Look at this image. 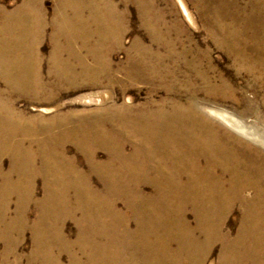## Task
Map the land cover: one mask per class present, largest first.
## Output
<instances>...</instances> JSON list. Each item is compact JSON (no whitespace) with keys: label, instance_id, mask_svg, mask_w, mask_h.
Instances as JSON below:
<instances>
[{"label":"bare ground","instance_id":"bare-ground-1","mask_svg":"<svg viewBox=\"0 0 264 264\" xmlns=\"http://www.w3.org/2000/svg\"><path fill=\"white\" fill-rule=\"evenodd\" d=\"M101 1H63L53 19L56 28L50 34L51 51L46 58L40 51L47 35L46 14H32L25 5L4 14L0 79L8 84L9 92L56 100L62 90L99 86L102 80L113 86L120 72L127 79L154 85L159 81L168 96L149 98L143 105L126 104L121 111L102 108L42 121L18 111L15 99L4 101L0 92V237L8 243L6 259L16 250L11 249L14 234L21 237L24 233L36 181L42 178L45 195L31 222L34 245L29 264H62L63 252L71 254L69 264H204L218 243L219 264H264V130L240 119L254 117L264 123V99L252 107L242 95L248 106L237 113L238 118L209 106L210 101L240 100L227 79L222 77L216 84L193 62L188 65L198 71L192 75L163 67L161 47L181 58L188 51L175 50L171 35L179 37L180 32L167 24L165 11L153 0L123 2L137 4L143 26L159 47L146 46L138 39L129 64L114 69L110 46L120 43L126 13L114 0ZM215 3L207 5L213 42L233 57L238 71L248 72L261 84L254 90L255 97L264 98V0H251L246 6L236 0ZM68 6H72L69 14ZM181 7L192 22L187 6L181 2ZM87 56L94 65L87 62ZM44 60L50 64L51 82L43 80ZM127 141L132 142L130 151ZM69 143L86 155V170L77 165V155L69 154ZM101 149L109 156L105 162L97 158ZM4 156L11 159L7 170L2 167ZM92 175L102 180L105 192L91 186ZM118 176L132 179V191L123 193L112 186L123 184L113 182ZM145 184L155 193H145ZM122 195L132 209L134 229L115 212L116 198ZM13 196L17 211L10 219ZM77 212L82 227L72 242L63 231L64 219L74 218ZM75 247L86 254L85 261L73 253ZM20 261L17 257L16 262Z\"/></svg>","mask_w":264,"mask_h":264},{"label":"rangeland","instance_id":"rangeland-1","mask_svg":"<svg viewBox=\"0 0 264 264\" xmlns=\"http://www.w3.org/2000/svg\"><path fill=\"white\" fill-rule=\"evenodd\" d=\"M64 0H0V25L2 24L4 14H10L16 11H19L20 6L25 5L32 14H46L47 18V35L40 45V51L42 55L46 58L51 51V41L50 34L55 30L56 25L53 22V19L59 14L61 10V5ZM100 3L101 0H98ZM160 10L165 11V20L168 25L174 28L175 32H180L179 37L176 33L171 35V38H174L175 50L180 53L182 50L188 51L185 54V58H181L172 54H169L166 49L161 47L159 53V60L164 64L163 67H167L169 70L176 71L178 68L186 74H191L193 70H197L194 66L188 65L189 62H193L198 65L200 69L206 70V75L209 80H212L214 83L219 84L220 78L224 77L231 84L232 89H236L235 98H239V101H233L234 99H229L224 102L212 103L209 102L210 107L218 108L222 111L231 114H237L244 109L248 104L243 101L242 95L246 96L251 101V106L254 107L256 104H260L263 101L262 96L255 97V88L259 87L261 84L256 82L255 79L244 70L238 71L237 63L234 62L233 57L228 54L210 35V18L207 14L210 12L207 10V5L215 6L216 0H210L206 2L207 5L202 0H153ZM208 1V0H207ZM222 1V0H221ZM230 0H226L228 2ZM238 1L239 6L250 5L251 0H236ZM114 2L119 5L118 9L126 13V20L124 23L125 31L119 41V44H112L110 46V62L114 69L125 67L129 64V58L134 57V45L138 39L141 40L142 44L146 46L153 45V47L158 48L156 42H152L150 36L148 35V30L143 26L142 17L138 10L137 4L134 2L124 3L123 0H114ZM181 2H183L189 12L191 13L192 22H190L183 13ZM195 2V4L193 3ZM213 2V4H211ZM72 6L66 8L67 13H71L70 9ZM229 9H231L228 6ZM209 12V13H208ZM124 13V14H125ZM84 14H87L85 12ZM243 14V13H241ZM194 21V22H193ZM46 23V22H45ZM122 29V26H120ZM177 37V38H176ZM176 39V40H175ZM155 43V44H154ZM156 45V46H155ZM85 51L81 54L85 55ZM163 55L164 57H160ZM86 60L89 64L94 65L92 59H89L88 56ZM184 60H187V64L184 63ZM149 63L153 64L151 60H147ZM144 67L148 63H143ZM188 67V70L186 69ZM50 64L48 65L47 61L44 60L42 66L43 80L45 82L50 81L51 74L49 73ZM198 71V70H197ZM235 74L236 77H235ZM116 78L118 80L113 86L108 85L105 80L100 82L99 86H84L78 90H62L57 95L56 100H47L45 96H39L40 99H33L26 94H18L17 92L10 93L9 86L6 82L0 79V92H2L3 100L10 101L9 98L15 99V108L21 113L25 114L27 117L33 118L36 120L44 121L46 119L70 113H86L90 111H96L102 108H113L115 111H121L120 108L126 104H136L143 105L148 101L149 98H154L159 100L163 97H167L168 94L162 85L161 82L156 81L154 84L146 83L140 79H127L123 73H116ZM180 80H183V77L178 76ZM127 79V80H126ZM51 82V81H50ZM7 84V86H6ZM54 84L50 83L49 89H52ZM198 86L202 87L201 82H198ZM125 87V88H124ZM238 91V92H237ZM8 92V93H7ZM7 93V94H6ZM16 94V95H15ZM173 98V94H170ZM169 96V97H170ZM97 98L101 101H95ZM92 99V100H91ZM131 100V101H127ZM58 105V106H57ZM58 107V108H57ZM51 109L49 112H44L43 109ZM132 108V107H131ZM84 111V112H83ZM211 114V113H210ZM212 116V115H211ZM241 116V115H240ZM238 117V114L236 115ZM240 118V117H238ZM215 121L220 119L216 116H213ZM241 120L249 127L257 128L259 131L264 130V123L259 122L254 117H241ZM226 127V126H225ZM227 128V127H226ZM69 154L77 155L75 158L77 165L80 168L86 170L88 168V163L85 158L84 152H78L76 146L73 143H69ZM127 151L132 150V142H126ZM75 151L77 153H75ZM104 151V152H103ZM108 153L105 150H99L97 154L98 161L105 162L108 159ZM11 159L9 156H4L2 158V167L7 170L10 166ZM120 178V179H119ZM122 178V180H121ZM128 177L118 176L113 182L123 183L121 186H116L119 192L132 191V179ZM125 181V182H124ZM130 182V183H129ZM90 183L93 188H95L99 193L105 192L107 188L103 185L104 183L97 175H92L90 177ZM125 185V186H124ZM2 186V178L0 176V189ZM126 187V188H125ZM122 188V189H121ZM143 191L147 194H154L155 190L149 184L143 185ZM74 192L70 193V203L71 206H76V197L73 195ZM45 195V189L43 187L42 178H38L36 181L35 188V199L33 204L31 203L28 210V221L26 227L24 228V233L21 237L17 234H14V239L12 240L11 249L16 248L15 252L6 259L5 251L7 249L8 243L5 239L0 237V264H18L16 258L20 257V264H29L30 257L29 253L33 249V230L31 228V222H33L39 213V206L41 200ZM104 197V194H102ZM10 206L8 218L12 219L15 216L17 211V198L16 196L10 197ZM73 199V200H72ZM107 199V198H106ZM38 203V204H37ZM126 198L122 195L120 198H116V207L115 212L122 216L124 219H127L130 228L134 229L135 226H132V209L128 208ZM191 212V211H190ZM10 215V216H9ZM81 214L77 212L74 218L69 216L64 219V233L70 238L73 242L76 239V233L80 230L81 224L78 223ZM7 220H10L8 219ZM232 215L228 217V222L232 221ZM188 219L191 223L194 224V217L192 213H188ZM219 246V247H218ZM219 248L220 245L215 244L212 248L209 258L204 261V264H219ZM73 253L77 254L80 259L86 260V254L81 253L78 247H75L72 250ZM128 254V251L124 252ZM85 255V256H84ZM62 264H69L71 259V254L69 252H63L61 257ZM84 260V261H85ZM207 262V263H206Z\"/></svg>","mask_w":264,"mask_h":264}]
</instances>
